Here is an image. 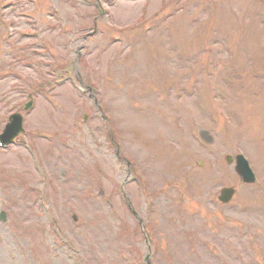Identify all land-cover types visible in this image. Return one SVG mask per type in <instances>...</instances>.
<instances>
[{
  "label": "rangeland",
  "instance_id": "rangeland-1",
  "mask_svg": "<svg viewBox=\"0 0 264 264\" xmlns=\"http://www.w3.org/2000/svg\"><path fill=\"white\" fill-rule=\"evenodd\" d=\"M39 2L43 12L53 11L49 3L56 2L67 12L62 15L67 29L60 25V15H32L30 22L20 19L16 25L38 28L37 42L45 50L28 56L0 38V126L20 111L41 151L36 158L21 148L0 154V210L7 215V221L0 222V264H85L82 253L87 264H126L121 254L128 250L136 224L119 192L111 199L114 213L92 193L102 188L108 197L113 186L124 187L129 174L101 136L99 122H80L81 112H90L91 101L77 97L55 72L76 59L80 42H70L79 40L80 30L92 24L94 15H76L64 0ZM141 2L136 0L133 8L121 2L114 9V23L112 15L99 21L105 33L90 40L76 70L83 81L101 90L118 146L133 159L139 178V169L147 176V184L142 178L135 187L148 200L142 203L132 186L128 195L138 218L144 222L147 216L160 240L154 264H264V222L241 211L254 205L253 191H248L252 186L245 185L225 159L244 151L261 178V187L254 189L264 191V0H150L151 19L144 23L158 13L174 16L132 43L118 27L134 21ZM49 23L56 25L50 24V30L45 25ZM114 34L121 43L110 45ZM10 48L30 59V66L4 67L3 51ZM44 82L49 87L43 88ZM28 93L37 95L33 111L26 114ZM76 108L80 120L75 119ZM37 131L42 134L36 138ZM46 134L50 143L44 140ZM37 162L52 175L45 201L56 211L45 218L30 201L36 194L31 186L46 183L38 175L34 184ZM227 185L236 195L221 206L217 196ZM146 202L154 208L149 216ZM53 218L71 249L53 238L48 226ZM135 249L147 252L139 229L130 250ZM132 260L141 264V259Z\"/></svg>",
  "mask_w": 264,
  "mask_h": 264
}]
</instances>
